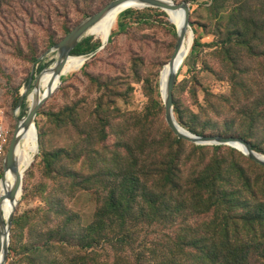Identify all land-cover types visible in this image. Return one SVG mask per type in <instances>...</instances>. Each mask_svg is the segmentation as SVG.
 I'll list each match as a JSON object with an SVG mask.
<instances>
[{"label": "rangeland", "instance_id": "obj_1", "mask_svg": "<svg viewBox=\"0 0 264 264\" xmlns=\"http://www.w3.org/2000/svg\"><path fill=\"white\" fill-rule=\"evenodd\" d=\"M113 1L0 0V178L15 120L26 116L36 80L58 54L39 57ZM171 1L190 5L194 35L173 91L177 121L196 135L247 139L264 155V0ZM131 11L106 45L82 39L95 49L81 70L62 75L36 116L38 153L23 175L6 264L64 257L110 191L120 145L137 140L159 150L169 131L160 74L177 28L164 11ZM155 226L140 241L160 259L171 231L166 221Z\"/></svg>", "mask_w": 264, "mask_h": 264}, {"label": "trees", "instance_id": "obj_2", "mask_svg": "<svg viewBox=\"0 0 264 264\" xmlns=\"http://www.w3.org/2000/svg\"><path fill=\"white\" fill-rule=\"evenodd\" d=\"M90 41L72 56L95 49ZM162 140L154 151L137 140L120 145L125 155L113 159L111 189L93 220L70 252L41 264H264V166L230 146L180 139L170 128ZM162 221L171 245L159 259L147 256L140 238Z\"/></svg>", "mask_w": 264, "mask_h": 264}, {"label": "water", "instance_id": "obj_3", "mask_svg": "<svg viewBox=\"0 0 264 264\" xmlns=\"http://www.w3.org/2000/svg\"><path fill=\"white\" fill-rule=\"evenodd\" d=\"M126 4H131L139 7V9H157L164 12H173V11H183L184 12V21L181 28L177 31V42L174 49V54L171 57L169 62L170 71L168 74V79L166 82L165 92L163 94V100L165 105V120L168 127L180 139L186 140L196 145H226L231 146L240 150L247 157L254 160L256 163L264 166V159L260 157L261 154L252 149L251 144L243 138L239 137H226V136H200L196 135L185 128H183L176 119L174 113V104H173V91L178 79V73L180 69V64L178 63V58L183 49L184 43L186 41L188 33H193L190 31V13L191 8L187 3H174L171 0H115L110 3L104 10L91 16L90 18L83 21L76 28H74L61 42L56 46L51 48L45 54L39 57L43 59L45 56L50 54L57 53L58 59L52 67L42 69L40 73V78L44 74L52 73L54 78H58L61 83V77L63 69L72 56V52L79 46L82 39L88 35V32L102 19H104L107 14L111 11L124 6ZM32 77H30L31 80ZM37 79L34 87V92L37 97L32 99L31 105L27 111L25 117L16 118L15 127L13 135L9 142L7 152L3 160V173L0 178L1 186L6 184L5 173L11 172L13 175V180L11 186L8 190H5L0 195V264H6L9 254V244H10V231L12 227V219L16 209V196L18 192L22 189L23 182V173L20 171L19 165L16 163L15 153L17 146L22 137V133L28 130L30 127L35 126V119L44 103L58 90L60 85L55 86L52 89H48L46 93L40 95V84L41 80ZM30 84V81H29ZM29 86V85H28ZM26 91H23L20 94L17 107L19 108ZM35 159V158H34ZM5 201H11L14 203L15 207L6 219L3 217L2 206Z\"/></svg>", "mask_w": 264, "mask_h": 264}, {"label": "bare ground", "instance_id": "obj_4", "mask_svg": "<svg viewBox=\"0 0 264 264\" xmlns=\"http://www.w3.org/2000/svg\"><path fill=\"white\" fill-rule=\"evenodd\" d=\"M135 9L141 10L139 9V7L135 5L126 4L124 6H121L111 11L109 14H107V16L104 19H102L99 23H97L88 32V35L94 36L97 40L101 41L102 45H106L109 39L111 38L113 31L116 28V24L118 22L119 17L124 12L128 10H135ZM167 15L169 17V21L177 28V31H178L181 28L183 21H184V12L181 10L167 12ZM193 46H194V35H191V33H188L183 49L178 58V63L180 64V67L184 63L186 58L190 55ZM87 60H88L87 56H71L68 59L63 69L62 75H67L73 71L81 70V68L85 65ZM169 62H167L164 65V67L161 70V74H160V91H161L162 97L165 92L166 82H167L168 74L170 71ZM40 80H41L42 88L45 89L42 95L46 93L48 89H52L55 86L61 84L58 78L53 77L52 73L44 74V76L40 78ZM37 139H38L37 129L34 126L30 127L28 130L22 133V137L16 149L15 159L23 175L30 168V166L32 165L34 161L36 154L38 153ZM260 157L264 159V155L261 154ZM5 178H6V184L4 186H1L0 184V195L5 190H8L10 188L12 180H13V175L11 174V172H6ZM22 194H23V187L16 196V203H18V200L21 198ZM14 207H15L14 203H12L11 201H5L2 206L3 217L8 219Z\"/></svg>", "mask_w": 264, "mask_h": 264}]
</instances>
